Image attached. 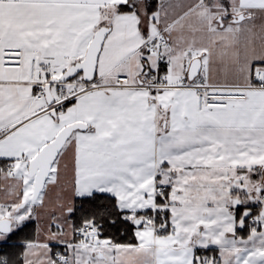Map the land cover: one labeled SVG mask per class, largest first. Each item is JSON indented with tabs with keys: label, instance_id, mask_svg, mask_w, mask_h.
I'll return each mask as SVG.
<instances>
[{
	"label": "snow or ice",
	"instance_id": "1",
	"mask_svg": "<svg viewBox=\"0 0 264 264\" xmlns=\"http://www.w3.org/2000/svg\"><path fill=\"white\" fill-rule=\"evenodd\" d=\"M0 264H264V0H0Z\"/></svg>",
	"mask_w": 264,
	"mask_h": 264
}]
</instances>
